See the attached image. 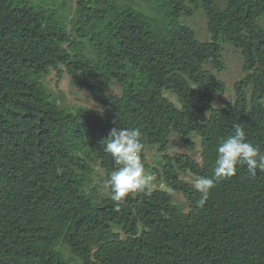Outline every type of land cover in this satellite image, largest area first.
<instances>
[{
  "label": "trees",
  "instance_id": "1",
  "mask_svg": "<svg viewBox=\"0 0 264 264\" xmlns=\"http://www.w3.org/2000/svg\"><path fill=\"white\" fill-rule=\"evenodd\" d=\"M194 8L207 40L180 20ZM66 10L65 0H0V264H68L60 245L79 264H264V172L237 165L202 205L185 179L213 178L217 145L237 125L264 155V0H75ZM224 43L243 75L215 107ZM51 72L81 81L100 113L60 107L45 87ZM113 127L140 129L143 163L147 147L161 153L150 194L119 206L101 142ZM173 134L191 149L197 137V156L168 153Z\"/></svg>",
  "mask_w": 264,
  "mask_h": 264
},
{
  "label": "clouds",
  "instance_id": "2",
  "mask_svg": "<svg viewBox=\"0 0 264 264\" xmlns=\"http://www.w3.org/2000/svg\"><path fill=\"white\" fill-rule=\"evenodd\" d=\"M101 142L103 150L112 157L116 165L105 181L111 200L119 206L130 195L150 194L153 178L146 172L141 159L144 146L140 129L113 127ZM216 153L213 178L201 177L194 183L195 190L202 195L199 201L201 205L207 200L215 180L235 175L237 165H246L252 176L258 170L264 172V155L258 146L247 142L246 133L239 125L235 126L232 135L221 140Z\"/></svg>",
  "mask_w": 264,
  "mask_h": 264
},
{
  "label": "rangeland",
  "instance_id": "3",
  "mask_svg": "<svg viewBox=\"0 0 264 264\" xmlns=\"http://www.w3.org/2000/svg\"><path fill=\"white\" fill-rule=\"evenodd\" d=\"M75 0H65L67 10L63 13L68 17L72 13V7ZM135 7H138L137 4ZM140 8L146 12L150 13L149 6L145 3L141 2ZM181 22L190 26L199 40H207L210 38L209 33L206 28V17L202 12L201 8H194L190 15H182L180 18ZM259 24L264 30V16L259 19ZM221 61H222V69L216 70L212 69L214 75L222 80L225 84V88L223 92L217 93L213 99V105L215 107L221 106L225 100H232L234 99V90L233 84L234 81L239 79L242 74V58L240 52L233 48L231 45L224 43L221 50ZM80 81V80H79ZM45 87L47 92L49 93L50 97L62 108L67 109L69 111H74L78 107H83L88 110L100 113L96 103L91 99V96L82 82H73L66 74H62L61 76L54 75L53 72L45 79ZM110 91L119 94L121 88L117 85L113 80H106ZM164 95L168 98L176 102L175 96L169 91H165ZM178 105V103L176 102ZM172 143H170L167 152L170 154L174 153H184L186 155H190L196 157L197 150L200 148L199 139L194 137L195 148L191 149L182 143H180L175 135H171ZM161 153L156 152L155 147H147L145 150V160L144 164H146V172L155 178V172L151 171L148 167L150 166H160V162L158 159L156 161L155 156H160ZM100 171L96 170L92 175V181L94 182V188L99 193H106L105 187L102 185L101 181H96L95 179L99 178ZM155 176V177H154ZM185 179L188 180L192 185L196 182L195 179L191 175H185ZM154 179L152 185H154ZM173 201L178 204L181 209L185 208V200L181 196V194L174 192L173 193ZM59 250L62 251V256L66 260L68 264H79L78 260L74 258V256L70 255V251L64 245H60ZM70 257L73 259L70 260Z\"/></svg>",
  "mask_w": 264,
  "mask_h": 264
},
{
  "label": "bare ground",
  "instance_id": "4",
  "mask_svg": "<svg viewBox=\"0 0 264 264\" xmlns=\"http://www.w3.org/2000/svg\"><path fill=\"white\" fill-rule=\"evenodd\" d=\"M154 183H155V182H154ZM156 183H157V182H156ZM156 183H155V184H156Z\"/></svg>",
  "mask_w": 264,
  "mask_h": 264
}]
</instances>
